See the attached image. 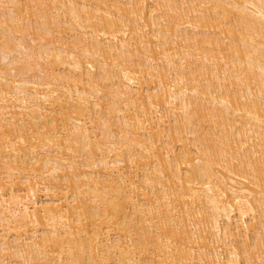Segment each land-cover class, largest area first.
Returning <instances> with one entry per match:
<instances>
[{
    "label": "bare ground",
    "instance_id": "obj_1",
    "mask_svg": "<svg viewBox=\"0 0 264 264\" xmlns=\"http://www.w3.org/2000/svg\"><path fill=\"white\" fill-rule=\"evenodd\" d=\"M0 264H264V0H0Z\"/></svg>",
    "mask_w": 264,
    "mask_h": 264
},
{
    "label": "rangeland",
    "instance_id": "obj_2",
    "mask_svg": "<svg viewBox=\"0 0 264 264\" xmlns=\"http://www.w3.org/2000/svg\"><path fill=\"white\" fill-rule=\"evenodd\" d=\"M46 36H47V37H50V35H49V34H48V35H46ZM14 40H15L14 38H11V40H10V39H8V41H7V46H8V48L10 47V48L12 49V48H14V47H15V45H14V44H16L18 41H17V42H15V43H13V42H14ZM11 41H13V42H12L13 44L11 43ZM15 41H16V40H15ZM38 43H39V42H38ZM38 43H37V44H38ZM37 44H36V45H37ZM104 101H106V100H104ZM102 102H103V100H102ZM214 244H215V243H214ZM216 244H217V245H219V243H217V242H216ZM213 247H214V245H213ZM215 247H219V248H221V246H215ZM217 249H218V248H217ZM220 250H221V249H219L218 251H220ZM224 251H225V250H224ZM222 252H223V249H222ZM225 252H226V251H225ZM225 252H224V253H221V252H219V254H221V255H222V257H224V255L226 254ZM196 261H197V260H196Z\"/></svg>",
    "mask_w": 264,
    "mask_h": 264
}]
</instances>
